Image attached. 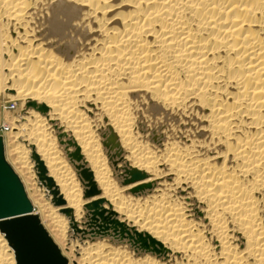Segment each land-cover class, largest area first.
<instances>
[{
  "label": "bare ground",
  "instance_id": "6f19581e",
  "mask_svg": "<svg viewBox=\"0 0 264 264\" xmlns=\"http://www.w3.org/2000/svg\"><path fill=\"white\" fill-rule=\"evenodd\" d=\"M7 104L5 160L65 264H264V0H0Z\"/></svg>",
  "mask_w": 264,
  "mask_h": 264
},
{
  "label": "water",
  "instance_id": "95a60500",
  "mask_svg": "<svg viewBox=\"0 0 264 264\" xmlns=\"http://www.w3.org/2000/svg\"><path fill=\"white\" fill-rule=\"evenodd\" d=\"M37 171L39 181L51 191L53 185L49 180H46L44 168L40 164H38ZM80 175L87 189L86 196L94 195L96 191L89 174L82 171ZM141 178V174L132 171L125 181H135ZM20 199L25 202L28 211L24 213L11 212L10 215L0 218V231L14 250L16 264H65L64 258L44 230L39 218L33 214L32 205L21 182L6 162L3 141L0 138V200L8 206ZM54 203L60 202L54 201ZM91 207L92 220H96V215L103 217L97 204H93ZM11 221H23V223L12 224Z\"/></svg>",
  "mask_w": 264,
  "mask_h": 264
},
{
  "label": "rangeland",
  "instance_id": "374dc122",
  "mask_svg": "<svg viewBox=\"0 0 264 264\" xmlns=\"http://www.w3.org/2000/svg\"><path fill=\"white\" fill-rule=\"evenodd\" d=\"M20 110H21L20 107L18 105H15V104L14 105L13 104H7L5 106L0 107V136L1 137H4V135L10 133V131H11V128L9 127L8 122L6 121V119H4L5 117H4L3 113L7 112L10 114L9 117H12V116H14V114L19 113ZM5 123L8 125V127H6L7 125ZM37 174H38V171H37ZM37 177H38V175H37ZM95 218H96V220H92V219L90 220V223H89L90 224V230H95V231L100 230L99 232H102V233H104V231L105 232L108 231V228L111 226V224H109L108 222L106 223L107 220L104 217H101L99 215H96ZM91 226H92V228H91ZM106 228H107V230H106ZM137 244L138 245H144V242L139 241Z\"/></svg>",
  "mask_w": 264,
  "mask_h": 264
},
{
  "label": "snow or ice",
  "instance_id": "6c2138e0",
  "mask_svg": "<svg viewBox=\"0 0 264 264\" xmlns=\"http://www.w3.org/2000/svg\"><path fill=\"white\" fill-rule=\"evenodd\" d=\"M28 211L25 202L20 199L13 202L11 205L6 206L2 200H0V218H4L10 215L11 212L24 213ZM12 224H21L23 221H11Z\"/></svg>",
  "mask_w": 264,
  "mask_h": 264
}]
</instances>
